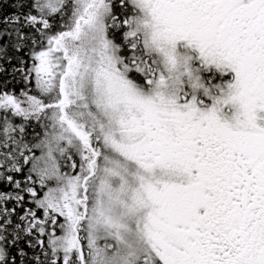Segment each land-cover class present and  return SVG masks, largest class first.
<instances>
[{
	"label": "snow or ice",
	"instance_id": "obj_1",
	"mask_svg": "<svg viewBox=\"0 0 264 264\" xmlns=\"http://www.w3.org/2000/svg\"><path fill=\"white\" fill-rule=\"evenodd\" d=\"M0 264H264V0H0Z\"/></svg>",
	"mask_w": 264,
	"mask_h": 264
},
{
	"label": "trees",
	"instance_id": "obj_2",
	"mask_svg": "<svg viewBox=\"0 0 264 264\" xmlns=\"http://www.w3.org/2000/svg\"><path fill=\"white\" fill-rule=\"evenodd\" d=\"M7 11H11V9H6Z\"/></svg>",
	"mask_w": 264,
	"mask_h": 264
}]
</instances>
